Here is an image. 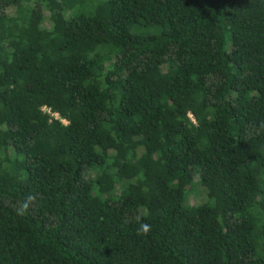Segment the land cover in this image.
Wrapping results in <instances>:
<instances>
[{
    "label": "trees",
    "instance_id": "obj_1",
    "mask_svg": "<svg viewBox=\"0 0 264 264\" xmlns=\"http://www.w3.org/2000/svg\"><path fill=\"white\" fill-rule=\"evenodd\" d=\"M31 1L0 0V264H264V0Z\"/></svg>",
    "mask_w": 264,
    "mask_h": 264
},
{
    "label": "rangeland",
    "instance_id": "obj_2",
    "mask_svg": "<svg viewBox=\"0 0 264 264\" xmlns=\"http://www.w3.org/2000/svg\"><path fill=\"white\" fill-rule=\"evenodd\" d=\"M35 1L36 0H32L30 3L33 4ZM45 13L50 15V12L48 10H46ZM102 37L109 44H111L114 41V35L112 33V30L104 33ZM197 181L198 178L196 177L194 180V185L192 186L188 196V201L190 204L201 203L206 199V193L202 188L201 184H199Z\"/></svg>",
    "mask_w": 264,
    "mask_h": 264
},
{
    "label": "built area",
    "instance_id": "obj_3",
    "mask_svg": "<svg viewBox=\"0 0 264 264\" xmlns=\"http://www.w3.org/2000/svg\"><path fill=\"white\" fill-rule=\"evenodd\" d=\"M44 110L47 111V112H49V113H51V114H53L56 118H59V114L58 113H55V112H52V110H51L50 107L45 106L44 107ZM62 120L66 122L65 119H62Z\"/></svg>",
    "mask_w": 264,
    "mask_h": 264
}]
</instances>
